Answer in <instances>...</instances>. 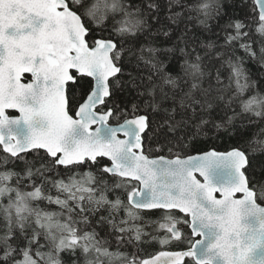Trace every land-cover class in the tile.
Returning a JSON list of instances; mask_svg holds the SVG:
<instances>
[{"label": "snow or ice", "instance_id": "obj_1", "mask_svg": "<svg viewBox=\"0 0 264 264\" xmlns=\"http://www.w3.org/2000/svg\"><path fill=\"white\" fill-rule=\"evenodd\" d=\"M0 264H264V0H0Z\"/></svg>", "mask_w": 264, "mask_h": 264}, {"label": "trees", "instance_id": "obj_2", "mask_svg": "<svg viewBox=\"0 0 264 264\" xmlns=\"http://www.w3.org/2000/svg\"><path fill=\"white\" fill-rule=\"evenodd\" d=\"M248 66L252 68L253 71H255L254 65L249 64ZM253 79H255V77H253ZM232 145H233V141L227 139L226 137H216L215 139H209L207 141H202L201 143V147H203L204 150H208L209 148H215L216 150H227L231 148ZM166 151L167 150H165V154H166ZM190 153H195V152L189 151L187 154H190ZM158 249L159 248L155 249V247L147 248L144 250V253H142V256L145 257L152 250L155 251Z\"/></svg>", "mask_w": 264, "mask_h": 264}, {"label": "water", "instance_id": "obj_3", "mask_svg": "<svg viewBox=\"0 0 264 264\" xmlns=\"http://www.w3.org/2000/svg\"><path fill=\"white\" fill-rule=\"evenodd\" d=\"M9 111L14 112V113L10 114ZM9 111H8V114H9L10 116H16V115H18V112H16L15 110H9ZM229 149H230V148H229ZM229 149H227V150H229ZM218 151H226V150H218ZM195 154H196V153H190V154H187V155H195Z\"/></svg>", "mask_w": 264, "mask_h": 264}, {"label": "flooded vegetation", "instance_id": "obj_4", "mask_svg": "<svg viewBox=\"0 0 264 264\" xmlns=\"http://www.w3.org/2000/svg\"><path fill=\"white\" fill-rule=\"evenodd\" d=\"M9 113H10V114H12V113H14V112H11V111H9ZM51 210H57V209H51ZM156 248H159V246H158V245H157V246H155V249H156ZM153 250H154V249H153ZM153 250H152L151 252H149V254H154L156 251H158V250H160V249H158V250H155V251H153ZM149 254H147V255H149ZM147 255H146L145 257H143V258H146V257H147Z\"/></svg>", "mask_w": 264, "mask_h": 264}]
</instances>
